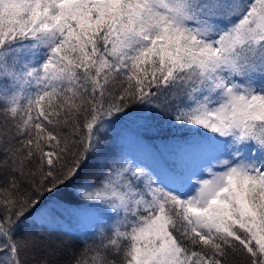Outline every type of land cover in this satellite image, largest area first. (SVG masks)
Here are the masks:
<instances>
[{
    "label": "snow or ice",
    "instance_id": "snow-or-ice-1",
    "mask_svg": "<svg viewBox=\"0 0 264 264\" xmlns=\"http://www.w3.org/2000/svg\"><path fill=\"white\" fill-rule=\"evenodd\" d=\"M154 121L193 137L157 167ZM0 264H264V0H0Z\"/></svg>",
    "mask_w": 264,
    "mask_h": 264
},
{
    "label": "trees",
    "instance_id": "trees-1",
    "mask_svg": "<svg viewBox=\"0 0 264 264\" xmlns=\"http://www.w3.org/2000/svg\"><path fill=\"white\" fill-rule=\"evenodd\" d=\"M153 128L149 131H145L144 129H140V135L143 136V141L144 142H152L156 137L159 139H163V141L167 142L170 141L171 139H176L178 141H184V140H191L192 137V133L190 131H188L186 128H176V127H172L171 125H161L158 121H154L153 122ZM122 129L125 130H134V132H137V129L134 125L125 122L124 124H122L120 126ZM161 129H164L163 132H160L158 135H153L152 133L157 132ZM123 147L121 141H118L114 138V143L112 146L111 150H120V148ZM166 153L173 158V152H171L169 149H167V147H164ZM164 152H162L163 154ZM91 171V169H89ZM54 201H59L61 203H66L68 205H77V206H84L86 207V210H90L94 213H96L97 215H99L100 217H105L103 215V212L95 209V208H89L86 203L82 202V200L79 198H76L75 196V191L72 188H64L63 190H61L60 192H58L56 194L55 197H53ZM51 205V204H50ZM83 207V208H84ZM99 221H102L99 219ZM98 222V221H97ZM45 227L48 228H54L55 231L51 232V239L54 241H63L64 244L68 247H78L80 243L83 242L84 240V236L83 233L87 232L88 230H84V231H73V229H65V228H61L58 226H52V225H45ZM42 235L44 237H48L49 236V232L45 231L42 233Z\"/></svg>",
    "mask_w": 264,
    "mask_h": 264
},
{
    "label": "rangeland",
    "instance_id": "rangeland-1",
    "mask_svg": "<svg viewBox=\"0 0 264 264\" xmlns=\"http://www.w3.org/2000/svg\"><path fill=\"white\" fill-rule=\"evenodd\" d=\"M130 135H135L136 133L134 130H126ZM150 131V130H149ZM164 129H161L157 132L152 133L153 135H158L160 132H163ZM116 140L121 141L123 148L126 149L127 151L138 154V155H146L145 153L141 152L140 146L135 143L132 139H129L126 136H121L120 134H117V136L114 137ZM184 141H178L176 139H171L170 141H163V139L155 138L152 142H142L144 145H146L149 148H152L153 150H159L161 153L164 152L162 155L158 157L157 160H152L151 158L148 159V162L151 163L154 167H157L159 165H163L165 163H171L172 160L175 159L173 156L170 157L164 147H167L171 152L172 150V145H175L177 143H183ZM76 198H79V196L75 192ZM52 205H49L51 207ZM88 206V205H85ZM59 209L60 214L56 220V223L52 226H58L61 228L65 229H73V231L79 230V231H84L88 230L91 226L97 223V221L102 220V221H107V217H100L96 213L86 210V207L82 206H73V205H68L66 203H59ZM86 208V209H85Z\"/></svg>",
    "mask_w": 264,
    "mask_h": 264
}]
</instances>
